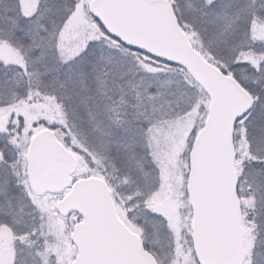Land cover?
Instances as JSON below:
<instances>
[{
  "label": "snow or ice",
  "instance_id": "6c2138e0",
  "mask_svg": "<svg viewBox=\"0 0 264 264\" xmlns=\"http://www.w3.org/2000/svg\"><path fill=\"white\" fill-rule=\"evenodd\" d=\"M0 264H264V0H0Z\"/></svg>",
  "mask_w": 264,
  "mask_h": 264
}]
</instances>
